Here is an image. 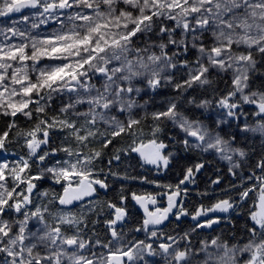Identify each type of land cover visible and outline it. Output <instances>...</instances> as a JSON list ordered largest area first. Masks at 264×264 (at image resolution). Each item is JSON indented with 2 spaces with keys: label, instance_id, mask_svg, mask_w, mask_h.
I'll list each match as a JSON object with an SVG mask.
<instances>
[{
  "label": "snow or ice",
  "instance_id": "6c2138e0",
  "mask_svg": "<svg viewBox=\"0 0 264 264\" xmlns=\"http://www.w3.org/2000/svg\"><path fill=\"white\" fill-rule=\"evenodd\" d=\"M0 18V151L26 150L0 161V264H264V0H0ZM49 24L56 27L42 34ZM164 89L174 95L149 111ZM168 125L184 152L226 162L233 177L245 165L251 174L231 185L235 198L189 213L183 197L205 162L187 166L163 185L166 207L151 193H130L143 218L129 228L123 186L105 202L98 189L107 193L109 175L156 183L111 166L136 153L141 166L167 169L176 154L159 137ZM122 137L131 143L117 148ZM45 178L62 191L38 192ZM249 200L244 234L194 244L192 233L221 222L209 213ZM187 216L194 225L178 231ZM101 222L107 238L96 231Z\"/></svg>",
  "mask_w": 264,
  "mask_h": 264
},
{
  "label": "trees",
  "instance_id": "16d2710c",
  "mask_svg": "<svg viewBox=\"0 0 264 264\" xmlns=\"http://www.w3.org/2000/svg\"><path fill=\"white\" fill-rule=\"evenodd\" d=\"M0 19H2V18H0ZM6 122H7L6 118H1L0 130H3L5 128ZM18 123L20 125H22L23 127H31V124H26L24 119H22V118H20L18 120ZM165 128H166V133L164 132V134L162 136H160L159 138L161 140H163L165 143L169 144V148L172 149L173 152L176 151L177 153H179L178 154L179 155L178 160L181 162L182 167L191 166V165H193L195 163H199V162H205V164L211 163L214 165L213 167H215V165L217 166L218 163H215L213 160H211V158L209 156L201 155L198 151L194 150V151L184 152L182 150V147L178 143H176V141L180 139L179 134H175L176 132L169 125ZM150 138H151V133H150L149 127L145 126L144 127V135H143L142 139L145 143H147V140ZM52 139H53V141H55V143L58 144L60 142V135L55 134V135H53ZM130 143H131V139L129 137L118 138L116 141H114V144L116 145L117 148H126ZM7 151L13 152L17 155H22V154H24V152L26 150L22 149L20 144H11L8 146ZM113 151H114V149L112 148V146H109V149L105 150L106 154L103 157L102 162L99 163V167L105 168V174H107V171H108L107 160L110 158V155ZM62 155L63 154L61 153L58 156L62 157ZM178 160H176V161H178ZM176 161H173L172 164L176 163ZM218 168L221 171H224V168L222 169L219 165H218ZM37 170L38 169L35 166H33V169H32L33 173L37 172ZM212 170H213V168H212ZM111 171L112 172H118L121 175H129V176H136V177L144 176V177H147L148 180H149V176H150L149 174H151V171L145 165L141 166L140 160L133 153H130L128 155L121 154V161H119V162L114 161L112 166H111ZM242 173L245 175H250V173L246 170H244ZM242 173L239 174V177L241 176ZM239 177H233L231 175H227L225 172L220 176L222 182L219 184V186L213 187V185L211 184V181H209V182L207 181L206 185L208 186L209 189H212V192H214L215 194H218V193L233 189L231 187L232 184L238 185L239 184ZM107 182L110 184V188L108 189V193L104 194V193L100 192V196H98L96 198V200L98 202H105L107 200H117V193L119 192V190L122 186L125 190L124 194L127 195L128 197H129V194L131 192L139 193L142 191L141 185L136 183V182H141L138 179L137 180L120 179L118 177H113V176L109 175ZM37 183H38V189H37L38 192H43L45 190H48L49 193L52 194L54 192L62 191L60 186H50L47 181L41 180V181H38ZM236 191L237 190L235 189V191H233V192L236 193ZM232 196H233V194H232ZM251 196H253V198H254L255 194H251ZM228 197L229 196L226 194H224L222 196L218 195L217 200L218 199H225ZM128 200H129V198H128ZM217 200H215L212 197H206V196L205 197L204 196H201V197L200 196H192L187 200L185 207L187 208L189 213H194L195 210L200 205L210 207ZM251 203H252V201L249 200L245 206H243L239 209H236L235 213L232 216L231 223L229 225H225L226 226L225 228H223L222 226L218 227V228H216L217 230H215V231H220V232L222 231L221 233L223 234V238L225 240H228L229 242H234L233 234H235V237H240L245 232L244 223H245L246 217H245L244 213H246L248 206H250ZM128 208L131 210V214H132V219L128 225V227L131 228V227L137 226L138 224H136V222H135V217L133 214V208L132 207H128ZM238 213H240V214L238 215ZM93 219H95V217H93ZM103 219H104V217H100L101 221H103ZM186 223H187V221L183 220V222L180 223L179 227L184 226V224L186 225ZM168 229L170 230L169 227H168ZM180 229H177V230L180 231ZM96 231H98L101 234L102 238H107L105 235V229H104V225L102 222L96 225ZM126 231H127V229H126ZM202 233L208 234V235L212 234L210 232L207 233L204 231H199L196 234L200 235Z\"/></svg>",
  "mask_w": 264,
  "mask_h": 264
},
{
  "label": "flooded vegetation",
  "instance_id": "af4514ba",
  "mask_svg": "<svg viewBox=\"0 0 264 264\" xmlns=\"http://www.w3.org/2000/svg\"><path fill=\"white\" fill-rule=\"evenodd\" d=\"M173 161H176V159H173ZM145 166L151 171V174H149L150 176L148 175L149 176V181H155L156 183L136 182V183L141 185V189H142V191L139 192L138 194L151 193V194L155 195L156 197H158V200H157L158 203L162 204L159 207H166L167 206L166 196L159 195L160 193H164V192L168 191V189L163 187V185H169V184L175 185L178 182V180L180 178H182L183 171H184L185 167L181 166V162L179 160L176 161V163H174V164L171 163L168 166V168L165 169V170L164 169L162 170V168L160 170H157L155 168V166H153V167L149 166V165H145ZM213 166L214 165H212L211 163L205 164V168L206 169H202L199 173L196 174V178H195L196 182L193 183V184H188L187 185V188H188V190L190 192H188L187 195L185 197H183L184 206H186V202H187V200L190 197L199 196V194H197V193L202 192V186H203L204 182L206 183L207 181L208 182L211 181V179H215L214 175L211 174ZM213 169H214V167H213ZM217 186H219V185H217ZM217 186H215V187H217ZM231 190H228L225 193L221 192L220 194L219 193L216 194L215 200H217L218 195L222 196L224 194H226V195L231 194ZM100 192L101 191L98 190V196H100ZM128 198H129V200H127V206L133 208V214H134V217H135V222H136V224H138V222L140 220H142L143 215L140 212V210L134 205V201L131 200V195L130 194H129ZM234 213H235V210L232 212V209H230L228 212H215V214H217L216 217L220 218V221H221L220 224L217 227H214V228H212L210 230L200 229L199 231H204V232H207V233L208 232L211 233L212 231H214L218 227H221L223 225H229L231 223V219H232V216H233ZM183 220L187 221V223H186L187 226L188 225L191 226V227L193 226V222H192L191 216H187L186 218H182V222H183ZM175 223H176V221H175V218H174L172 220V224H169L168 227L171 229ZM186 225L184 224V226H182V227H185ZM182 227H179V229L182 228ZM180 231H181V229H180Z\"/></svg>",
  "mask_w": 264,
  "mask_h": 264
},
{
  "label": "rangeland",
  "instance_id": "374dc122",
  "mask_svg": "<svg viewBox=\"0 0 264 264\" xmlns=\"http://www.w3.org/2000/svg\"><path fill=\"white\" fill-rule=\"evenodd\" d=\"M13 19H19V17H13ZM56 27V25H54V24H49L47 27H43L42 26V28H41V33L42 34H48V33H50L54 28ZM46 62V61H45ZM171 95H174V93H172L171 92V90L170 89H164V90H161V92H160V94L158 95V96H156V99H155V102L154 103H150V105H149V111H151V110H153L154 108H159V107H161V103H160V101L162 100V98H164V97H168V96H171ZM143 99H147V96H144L143 97ZM54 106H57L58 107V104H56V105H54ZM246 110H247V106H246ZM186 111H189V114H191V112L192 111H195V113H196V115H199V113H200V111H202V110H187L186 109ZM50 115H52V114H54V113H52V112H50L49 113ZM206 115H208V114H206ZM211 117L214 119L215 118V113L213 112V113H211ZM1 118L2 117H0V120H1ZM22 118V117H21ZM202 119H204L205 117H201ZM23 119V118H22ZM242 120H243V118H241ZM248 119H249V121L250 122H254V119H253V117H251V116H249L248 117ZM21 127H23L22 125H20ZM170 126V125H169ZM171 127V126H170ZM172 128V127H171ZM174 131L176 132L175 134H179V136H180V138L182 137V134L181 133H178V131L176 130V129H174ZM164 132L166 133V128L164 129ZM164 132L162 133V134H160V136H162L163 134H164ZM166 151H171L172 152V149H170V148H168V149H166ZM174 153L176 154L175 155V157H174V159H176V160H178V158H179V153H177L176 151H174ZM203 155H206V156H209L210 158H211V160H213L215 163H218L217 164V166L215 165V167H214V169L211 171V174L212 175H214V177L216 178L217 176H221L223 173H225L226 172V174L227 175H230L229 173H228V165H227V163L226 162H223V161H220V160H218V159H215V158H213V156H211V155H209V154H203ZM63 156V155H62ZM18 158V155L17 154H15V153H13V152H9V151H0V161H13V160H15V159H17ZM61 157H59V156H57V157H54V158H52V159H50L49 161H48V163L49 164H51L53 161H54V159H60ZM173 162V161H172ZM213 165V164H212ZM218 165L223 169L224 168V171H221L219 168H218ZM213 168V167H212ZM203 169H206L205 167L203 168ZM162 170H163V168H162ZM165 170V169H164ZM244 170H246V171H248L250 174H251V168H249L247 165H245V167L242 169V170H240V173H242ZM239 173V174H240ZM232 176V175H231ZM248 175H245V174H241V176L239 177V176H237V177H239V184H240V182H241V178H246ZM42 181H47L48 183H49V185L50 186H60V185H56V184H54L53 183V181L52 180H50V179H47V178H45V179H43ZM251 183H253V181H247V184H251ZM238 184V185H239ZM214 187L215 186H217V185H213ZM237 190V189H236ZM228 191V190H227ZM227 191H225V192H227ZM233 191H235V189H232L231 190V194L230 195H228V196H232V194H233V196L235 197V192H233ZM188 192H190L189 190H188ZM205 192H207L208 194L207 195H200V193H205ZM224 192V193H225ZM223 193V192H222ZM235 193V194H234ZM197 194H199V196L201 197V196H206V197H212V198H214L215 199V196H216V194L214 193V192H212V189H209L208 188V186L206 185V183L204 182V184H203V186H202V192H199V193H197ZM220 194V193H219ZM252 194H255V193H252ZM51 195V194H50ZM251 195V194H250ZM76 209H73V211H75ZM234 210H232V212H233ZM216 215L217 214H215V213H209V216L210 217H216ZM182 218H186V217H182ZM92 219H93V217H92ZM203 219H206V217H202L201 218V220H203ZM193 222V225H194V221H192ZM89 227H91V225H89ZM223 228H225L226 226L225 225H223L222 226ZM190 228H191V226H185V227H182L181 228V230H184V231H186V230H190ZM199 230L200 229H198V231L197 232H199ZM215 230H217V229H215ZM212 231L211 233L212 234H210V235H208V234H204V233H202V234H200V235H198V234H196L197 232H195V233H192V238H193V242H194V244H199V242L201 241V240H205V239H207V240H211L212 238H214V237H216V236H220L221 237V239H224L223 238V234L220 232V231ZM135 236V237H137V238H139V239H143L144 238V234L143 233H129V238H131L132 236ZM225 240V239H224Z\"/></svg>",
  "mask_w": 264,
  "mask_h": 264
},
{
  "label": "water",
  "instance_id": "95a60500",
  "mask_svg": "<svg viewBox=\"0 0 264 264\" xmlns=\"http://www.w3.org/2000/svg\"><path fill=\"white\" fill-rule=\"evenodd\" d=\"M14 17H19V14H17V15L14 16ZM134 154L138 157V155H137L136 153H134ZM138 158H139V157H138ZM149 166H152V165H149ZM152 167H153V166H152ZM98 190H100L101 192L105 193L104 190H101V189H98ZM107 193H108V191H107ZM107 193H105V194H107ZM97 197H98V193H97V195H96V198H97ZM157 200H158V197H157ZM134 205H135V202H134ZM161 205H162V204L157 203V206H158V207L161 206ZM135 206L140 210V212H141L142 215H143V210L140 209L138 205H135ZM149 207L152 208L151 205H150ZM73 209H75V208H73ZM170 219L173 220L174 217H171ZM219 224H220V223H219ZM219 224L213 225V228H214V227H217ZM205 229H207V228H205ZM207 230H210V229H207Z\"/></svg>",
  "mask_w": 264,
  "mask_h": 264
}]
</instances>
